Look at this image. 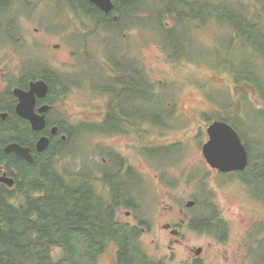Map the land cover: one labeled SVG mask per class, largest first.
<instances>
[{
  "label": "rangeland",
  "instance_id": "1",
  "mask_svg": "<svg viewBox=\"0 0 264 264\" xmlns=\"http://www.w3.org/2000/svg\"><path fill=\"white\" fill-rule=\"evenodd\" d=\"M253 1L254 3L248 0H233L235 4L228 5H236L245 18L248 17L254 21L258 26L254 28L255 31H252V34L247 31L250 33L248 35L241 34L235 45L228 46L224 43L229 44L237 36L234 31L228 30L226 25H221L224 22L222 20L216 24H209L204 35L194 34L195 36L191 39L193 40V46H191L193 52L190 56L199 60L168 59L160 46H157L155 32L162 42L170 43L172 37L176 39V44L179 41V35L176 33L165 34L164 31L157 30L158 26L155 23H160V17L164 14L160 10L161 3L157 0L144 2L146 12L149 13V16L142 18L140 24L145 29L144 34L135 27L129 29L130 52L145 53L144 67L147 70L155 69L154 74L158 78L163 79V76L170 74L179 88L183 85L181 97L187 102V107L189 105L196 107L193 108V115L189 117V120L178 119L174 134L162 135L160 140L155 135H146V146L154 143L162 145L174 143L170 144L166 151L171 159L177 155L172 162L166 165L164 176H166L167 187L160 181L153 180L155 170L149 167L146 161L140 160L143 170L140 169L144 173L146 183L145 210L151 208L146 215L157 219L159 208L167 207L171 208L172 212L177 211L181 218L188 217V220L200 215L204 218L207 215H216L215 218L218 220L221 218L225 227L222 236L207 232L192 233L188 230L185 235L177 238L179 242H176V239L174 242L169 234L155 226L154 233L143 235L140 238L141 245L150 257H153L151 259L158 260L159 258L163 261H170L172 264H184V261L196 256L199 248L205 251L202 257L205 258L206 264H255L264 257V207L252 199L247 186L240 181L238 176L218 175L206 165L201 153L202 145L209 140L207 134L204 135L203 132L207 124L212 122L211 118L229 120L238 129L237 132H240V137L244 136L251 143L249 139L256 136L264 144V60L260 57L262 52L264 55V41L261 39L264 38V0ZM132 9L134 10L130 8L125 12L128 21L133 15ZM226 9L225 15H231L232 9L229 7ZM41 13L40 9L34 7L32 26L28 27L32 30L33 52L28 60L32 58L37 65L42 64L57 74L64 75L68 80H74V76L77 75L78 67L74 65L72 53L81 54L85 60L92 62L91 57L98 52L108 55H112L113 52H123L121 35L114 34L110 38L111 36L105 29H95L89 26L83 29L76 27L78 19L70 15L67 9H49L44 12V25L40 21ZM162 22L171 24V16L164 15ZM246 25H249V21ZM184 32V29H180V34ZM107 39H111L118 48L114 49V46L109 45L103 47ZM226 49L236 51L237 59L225 60L220 57V53ZM41 50L44 52L41 53ZM207 51L209 52L208 57L201 59V53ZM251 55L254 56L251 57ZM4 63L7 62L3 61L0 68H3ZM20 63L21 58L18 57L11 59L7 65L14 68L13 66H19ZM27 66L34 68L35 64L30 63ZM85 69L89 73L88 87H90L93 72L97 68L92 64H87ZM98 69L102 70L101 67ZM236 70L241 75L235 73ZM34 74L40 75L41 71L35 69ZM255 74L260 76V81H258L260 93L258 89L251 87L253 82L249 81L254 80ZM202 81H209L207 83L209 89L204 91L206 95L199 84L193 83ZM184 82L187 83L183 84ZM68 85L71 88L74 82ZM64 98L60 102L66 109L58 111V114L62 118L65 116L66 120L72 123L75 122L74 113L85 112L90 102H97L93 93L90 94L77 88L69 89L64 94ZM157 109L156 104H153L151 108L145 105L139 110L140 116L144 119H158ZM203 110H210L211 117H204L202 113L196 114ZM206 118L209 120L206 121ZM84 134L86 135L79 134L72 138L73 141L68 150L72 155L68 154L66 159L59 155L64 169L82 170L84 167H81L84 164L90 165L91 163L97 172H101L106 169L107 163H111V158L117 156L123 160L121 156L123 154L126 155V161L130 165L138 164L135 158L140 157L137 150L132 151L131 147L135 142L130 137L110 136L105 139L109 145L107 147L106 143L102 142L105 135ZM102 152H105V155ZM158 156L161 158L159 153ZM104 158L107 161L103 162ZM117 165L118 162L112 161L107 170ZM134 184L133 180L129 185L134 186ZM152 199H154L153 203ZM189 201L199 202L201 205L186 208ZM170 247L172 249H169ZM102 264L109 263L106 259Z\"/></svg>",
  "mask_w": 264,
  "mask_h": 264
},
{
  "label": "flooded vegetation",
  "instance_id": "2",
  "mask_svg": "<svg viewBox=\"0 0 264 264\" xmlns=\"http://www.w3.org/2000/svg\"><path fill=\"white\" fill-rule=\"evenodd\" d=\"M91 1L0 0V65L3 61L8 63L11 59L21 58L19 66L15 65L13 66L14 68H10V65L4 63L3 68H0V157L3 155L14 156L24 163L31 165L36 161H40L42 155H45L54 144L58 146L57 151L59 155L66 159L68 154L72 155L68 151L73 141L72 138L79 134L81 136L86 135L84 133L105 135L102 141L104 143H106L105 139L110 136L130 137L135 142L131 149L132 151L137 150L140 157L135 158L138 164L135 166L130 165L126 161V155L123 154L121 155L123 160L117 158V156L111 158V163L112 161L118 162L115 168L107 170L111 166V163H107L105 165L106 169L96 174L99 175V179L105 182L104 187L111 190L112 193H117L115 199L118 200L120 207L116 210V219L118 223H121L128 231L132 232V235L138 237L139 244L132 246L130 244L123 246L109 245L107 248H104L105 251L98 258L97 264H102L106 259L109 264H140L144 261H149L151 264L152 261L162 264H172L170 261H163V259L159 258L158 260L151 259L153 257H150V254L141 245L140 238L143 235L154 233L155 226H157L160 230L169 234L174 239V242L175 239L176 242H179L177 238L185 235V232L188 230H191L192 233L200 230L194 221L198 220L204 230L198 233H205L209 230L210 222L205 221L208 219V215L205 219L200 215L195 217L196 220H193L194 218L188 220V217L186 219L181 218V216L179 217L178 212L174 210L172 212L171 208L160 207L158 218H149L147 215L151 211V208L145 210L147 204L144 197L146 183L144 173L142 172L143 169L140 166L142 164L140 160L146 161L148 166L155 170L156 173L153 175V180L160 181L161 184L167 187L166 176H164L166 174L165 169L167 163L172 162L173 158L171 159L166 149L170 144L174 143H167L165 145L154 143L146 146V135H155L160 140L162 135L174 134L178 119L185 118L189 120V117L193 115V108L196 107L190 105L187 107V102L181 97L183 85L179 88L170 74L163 76V79L158 78L154 74L155 69L147 70L144 67L145 53H134L129 50L131 49V43L128 40V36H130L129 29L131 30V27H135L140 33L144 34L145 29L140 24L143 17L149 16V13L146 12L145 4H143L146 0H110L113 3V9L110 12L103 11L96 3ZM248 1L254 3L253 0ZM157 2L161 3L160 10L163 13H169L173 23H163L162 19H160V23H155L158 26L157 30L164 31L165 34L169 32L176 33L179 35V41L176 44V39L172 37L170 43L162 42L158 39V35L155 32V36L158 39H156V44L160 46V49L164 51L168 59L176 61L199 60L190 56L193 52V48L191 47L193 46V40L191 39L195 36L194 34L204 35L209 24H216L222 20L224 22L221 25H226L228 30L234 31L237 36L229 44L228 42L224 43L228 46L235 45L241 34L248 35L252 31H255V27H258L254 21L248 17L245 18L236 8V5H228L230 3L235 4L233 0H157ZM34 7L42 11L40 21L43 25L45 24L43 20L45 17L44 12L49 9H67L72 13V16L75 15L78 19L76 20V27L79 26L83 29L89 26L95 29H105L110 36L114 34L121 35L123 39L121 50L123 52H113L112 55H108L97 51L98 53L91 57L92 62L85 60L81 54L74 55L72 53L74 65L78 67L74 80H68L64 75L57 74L42 64L37 65L32 58L28 60L33 52L31 45L33 38L32 30L28 29V27L32 26ZM227 7L232 9V13L229 16L225 15ZM130 8H134V10L132 11L131 20L128 21L125 12L129 11ZM97 14L104 16L106 20L102 21L101 17L98 20ZM239 17L249 20V25L247 26L245 22L241 23L240 19H238ZM166 26H169V28H166ZM180 29H184L185 31L181 35ZM36 30L38 29L36 28ZM247 31H250V33ZM250 39L251 35L249 36ZM261 39L264 41V38ZM106 45L114 46V49L117 47L111 39H107L103 47ZM220 46H222V43H220ZM230 50L226 49L223 53H220V57L225 60L237 59L236 51ZM43 52L41 50V53ZM208 55V51L202 52L200 57L204 59ZM253 56L251 55V57ZM260 57L264 60L263 52ZM30 63H34L35 67L28 68L27 65ZM87 64H92L97 68L93 72L94 75H92L90 87H88L89 73L85 69ZM98 67H101L102 70L98 69ZM35 69H39L41 74H34ZM255 78L259 84L260 76ZM38 82H43L47 86L46 92L30 95L29 93L32 92L34 84ZM71 82H74V86L69 88L68 84ZM202 82L193 83L199 84L204 93L205 89H209L207 85L209 81ZM185 83L187 82L183 84ZM251 87H258V85L256 86L253 82ZM68 88L71 90L77 88L90 94L93 93L94 99H97V102H90L88 104L85 112L74 113V123L66 120L65 116L62 118L58 114V111L66 109L60 101L65 99L61 93L68 92ZM23 102L26 103L27 107L32 105L30 114L44 117L45 123L40 131L32 128L30 120L19 116L18 107ZM153 104H156L158 107V119L142 118L139 110L145 105L151 108ZM201 113L204 117H211L210 110H203L196 114ZM207 120L209 118H206ZM210 120L212 122L207 124L206 130L203 132L204 135L207 134L208 139L209 133L207 132L209 127L215 122L223 120V118L219 120L211 118ZM165 130L168 131L166 132ZM41 138H48L49 140V146L43 152H39L36 149L37 142ZM10 144H19L21 147L27 148L29 150L28 153L32 157V163L27 162L16 153H6V148ZM106 146L109 147L107 143ZM128 146L131 145L128 144ZM102 153L105 155V152ZM158 153L161 158L158 156ZM105 161H107L106 158L103 159V162ZM204 161L211 170H214L205 158ZM17 162L10 164L4 161V159H0V177L6 174V178L12 179L14 189L17 187L18 181L24 173L22 167L19 165L20 162ZM61 162L63 163L62 160ZM83 167L93 169L94 172L96 171L94 165L91 163L90 165L84 164L81 168ZM61 168H63L62 165ZM214 171L218 175H229L223 174L218 170ZM234 174L238 176L237 173ZM115 180H118L120 184L115 185ZM133 180L135 181L134 186L129 185ZM2 185L7 186L3 182ZM154 199H152V203ZM192 202L196 203L192 207L199 206L198 202ZM182 213L183 211L180 215ZM200 219L204 221H200ZM169 249H172V247ZM204 253L203 248L197 249L196 256L184 261V264H206L205 258L202 257Z\"/></svg>",
  "mask_w": 264,
  "mask_h": 264
},
{
  "label": "trees",
  "instance_id": "3",
  "mask_svg": "<svg viewBox=\"0 0 264 264\" xmlns=\"http://www.w3.org/2000/svg\"><path fill=\"white\" fill-rule=\"evenodd\" d=\"M242 140L249 166L239 177L264 207V144L256 136L251 143L244 136ZM57 150L51 146L31 165L14 156L0 157L10 164L19 161L24 172L15 189L0 185V264H97L109 245L139 244L116 219V192L104 187L96 171L61 168ZM213 219L205 220L210 222L206 232L223 233L221 218ZM194 223L198 232L204 231L198 220ZM255 264H264V257Z\"/></svg>",
  "mask_w": 264,
  "mask_h": 264
},
{
  "label": "water",
  "instance_id": "4",
  "mask_svg": "<svg viewBox=\"0 0 264 264\" xmlns=\"http://www.w3.org/2000/svg\"><path fill=\"white\" fill-rule=\"evenodd\" d=\"M105 12H110L113 9V4L110 0H92ZM47 86L43 82L35 83L30 95L46 92ZM21 92V91H19ZM23 93V92H21ZM32 105L26 106V103H20L18 107L19 116L27 118L32 123V128L36 131H40L45 123L44 117L35 116L31 113ZM30 114V115H29ZM210 140L203 146V154L207 163L222 173H231L237 171H244L248 166V153L246 147L241 141L239 135L228 124L218 122L212 125L208 130ZM48 138H41L37 142V150L43 152L48 148ZM16 153L28 162H32V157L27 148L21 147L19 144H10L6 148V153ZM3 175L0 181L5 185L12 186L13 180L6 178ZM194 203H188V206L192 207Z\"/></svg>",
  "mask_w": 264,
  "mask_h": 264
},
{
  "label": "bare ground",
  "instance_id": "5",
  "mask_svg": "<svg viewBox=\"0 0 264 264\" xmlns=\"http://www.w3.org/2000/svg\"><path fill=\"white\" fill-rule=\"evenodd\" d=\"M144 4V3H143ZM222 7V6H221ZM133 10V9H132ZM225 14V13H224ZM170 23V22H169ZM173 24V23H172ZM246 30V29H245ZM170 33V32H169ZM240 33V32H239ZM245 33V32H244ZM181 35V34H180ZM245 37V36H244ZM171 40V39H170ZM231 40V39H230ZM226 43V42H225ZM244 79V78H243ZM245 80V79H244ZM43 99V98H42ZM48 102V101H47ZM52 103V102H51ZM48 104V103H47ZM37 149V148H36ZM174 160V158H173ZM109 186V185H108ZM117 194V193H116ZM199 226V225H198ZM196 229V228H195Z\"/></svg>",
  "mask_w": 264,
  "mask_h": 264
}]
</instances>
